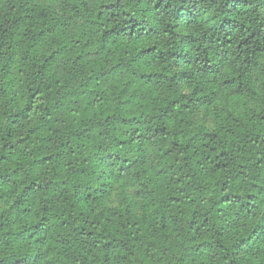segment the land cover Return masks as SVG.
Wrapping results in <instances>:
<instances>
[{
  "label": "clouds",
  "instance_id": "9594fccd",
  "mask_svg": "<svg viewBox=\"0 0 264 264\" xmlns=\"http://www.w3.org/2000/svg\"><path fill=\"white\" fill-rule=\"evenodd\" d=\"M0 264H264V0H0Z\"/></svg>",
  "mask_w": 264,
  "mask_h": 264
}]
</instances>
